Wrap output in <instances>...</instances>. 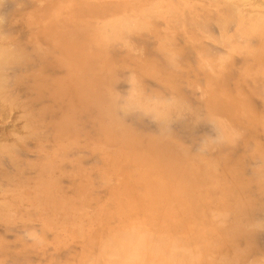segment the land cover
I'll use <instances>...</instances> for the list:
<instances>
[{
	"label": "rangeland",
	"instance_id": "obj_1",
	"mask_svg": "<svg viewBox=\"0 0 264 264\" xmlns=\"http://www.w3.org/2000/svg\"><path fill=\"white\" fill-rule=\"evenodd\" d=\"M89 262L264 264V0H0V264Z\"/></svg>",
	"mask_w": 264,
	"mask_h": 264
},
{
	"label": "bare ground",
	"instance_id": "obj_2",
	"mask_svg": "<svg viewBox=\"0 0 264 264\" xmlns=\"http://www.w3.org/2000/svg\"><path fill=\"white\" fill-rule=\"evenodd\" d=\"M81 70H82V69H81ZM80 80H81V79H80ZM81 81H82V80H81ZM233 127H234V126H233ZM241 128H242V127H241ZM239 129H240V128H239ZM238 132H239V131H238ZM243 132H244V131H243ZM198 158H199V157H198ZM200 177H201V176H200ZM216 178H217V177H216ZM206 185H207V184H206ZM201 189H202V188H201ZM200 198H201V197H200ZM199 201H200V200H199ZM196 202H197V201H196ZM200 203H201V202H200ZM196 205H197V204H196ZM127 207H128V206H127ZM134 216H135V215H134ZM132 218H133V217H132ZM131 222H132V220H131ZM136 224H137V222H136ZM137 225H138V224H137ZM138 226H139V225H138ZM198 226H199V225H198ZM133 227H134V226H133ZM134 230H135V229H134ZM134 230H133V232H134ZM128 231H129V230H128ZM141 233H143V232H141ZM144 233H145V232H144ZM137 234H138V233H136L135 235H137ZM133 236H134V234H133ZM137 236H138V235H137ZM150 236H151V235H150ZM130 240H132V238H130ZM145 241H146V239H145ZM114 242H115V241H113V243L111 242L112 245L114 244ZM142 242H144V239H143ZM109 243H110V242H109ZM111 243H110V244H111ZM120 243H121V242H117V241H116L115 245H116V246H119V245H117V244H120ZM140 243H141V242H136V246H138L137 244H140ZM110 244H109V246H110ZM115 245H113L112 248H113V247L115 248ZM128 245H129V244H128ZM128 245H124V244H122L121 247H123V249H124V246H127V247H128ZM143 245H145V244H143ZM143 245L140 244V246H142L141 248L146 249ZM136 246H135V249H136ZM140 246H139V247H140ZM169 246H170V245H169ZM121 247L119 246V250H120ZM130 247H131V245H129V249H130ZM139 247H138V248H139ZM146 247H147V246H146ZM114 248L110 250V253H111L112 250H114ZM131 248L134 249V245H133ZM141 248H140V249H141ZM102 249H104V248H102ZM107 249H108V248H107ZM117 249H118V248L116 247V250H117ZM127 249H128V248H127ZM135 249H134V250H135ZM140 249H139V250H140ZM116 250H115V251H116ZM119 250H117V252H118ZM146 250H147V249H146ZM156 250H157V249H156ZM185 250H186V249H185ZM103 251H107V250L104 249ZM130 251H132V250H130ZM130 251H129V252H130ZM142 251H143V250H142ZM108 252H109V251H108ZM123 252H124V251H123ZM129 252H128V253H129ZM134 252H138V251H133V252H131V253L133 254ZM119 253H120V252H119ZM124 253H125V252H124ZM124 253H123V254H124ZM143 253H144V251H143ZM146 253H147V252H146ZM170 253H171V252H170ZM179 253H180V252H179ZM107 254H109V253H107ZM112 254H113V253H112ZM121 254H122V252H121ZM129 254H130V253H129ZM138 254L141 255L142 253H141V252H138ZM144 254H145V253H144ZM144 254H142L143 256H142V255H141V256L144 257ZM155 254H156V253H155ZM124 255H125V254H124ZM133 255H134V254H133ZM159 255H160V254H159ZM159 255H158V256H159ZM178 255H179V254H178ZM103 256H104V255H103ZM126 256H128V255H127V251H126ZM181 256H182V255H181ZM134 257H135V256H134ZM139 257H140V256H139ZM155 257H156V255H155ZM155 257H154V258H155ZM165 257H166V256H165ZM90 258H91V257H90ZM105 258H106V257H105ZM157 258H158V257H157ZM157 258H156V259H157ZM93 259H94V258H93ZM95 259H96V258H95ZM109 259H110V258H109ZM113 259H114V258H113ZM125 259H126V258H125ZM142 259H144V258H142ZM178 259H179V257H178ZM96 260H97V259H96ZM123 260H124V259L122 258V261H123ZM136 260H137V259H136ZM150 261H151V260H150ZM160 261H162L161 258H160ZM115 262H116V261H115ZM138 262H139V261H138ZM138 262H137V263H138ZM143 262H144V260H143ZM153 262H155V260H154ZM153 262H152L151 264H154ZM158 262H159V261H158ZM178 262L180 263V261H178ZM182 262H183V261H182ZM84 263H85V262H84ZM89 263H90V262H89ZM139 263H140V262H139ZM141 263H142V262H141ZM179 263H178V264H179ZM90 264H91V263H90ZM110 264H112V263L110 262ZM135 264H136V263H135ZM157 264H159V263H157Z\"/></svg>",
	"mask_w": 264,
	"mask_h": 264
}]
</instances>
